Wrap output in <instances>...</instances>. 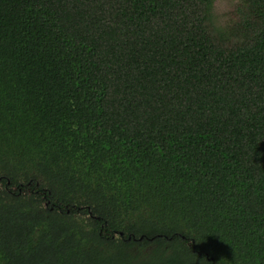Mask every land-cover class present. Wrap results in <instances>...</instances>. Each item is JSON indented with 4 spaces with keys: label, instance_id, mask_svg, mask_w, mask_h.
I'll use <instances>...</instances> for the list:
<instances>
[{
    "label": "trees",
    "instance_id": "trees-1",
    "mask_svg": "<svg viewBox=\"0 0 264 264\" xmlns=\"http://www.w3.org/2000/svg\"><path fill=\"white\" fill-rule=\"evenodd\" d=\"M0 0V264H264V0Z\"/></svg>",
    "mask_w": 264,
    "mask_h": 264
},
{
    "label": "rangeland",
    "instance_id": "rangeland-1",
    "mask_svg": "<svg viewBox=\"0 0 264 264\" xmlns=\"http://www.w3.org/2000/svg\"><path fill=\"white\" fill-rule=\"evenodd\" d=\"M220 2H218L217 7L219 8L220 5V11H222L223 13H231V8L235 7L238 3L237 0H220Z\"/></svg>",
    "mask_w": 264,
    "mask_h": 264
}]
</instances>
